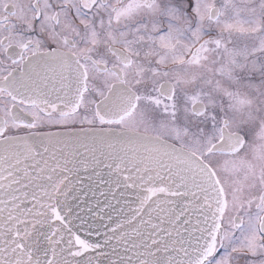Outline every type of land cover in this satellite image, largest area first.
Returning <instances> with one entry per match:
<instances>
[{"label":"snow or ice","instance_id":"snow-or-ice-1","mask_svg":"<svg viewBox=\"0 0 264 264\" xmlns=\"http://www.w3.org/2000/svg\"><path fill=\"white\" fill-rule=\"evenodd\" d=\"M0 264H264V0H0Z\"/></svg>","mask_w":264,"mask_h":264}]
</instances>
